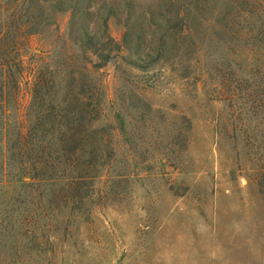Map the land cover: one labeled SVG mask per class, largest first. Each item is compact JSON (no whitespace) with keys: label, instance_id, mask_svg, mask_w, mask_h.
Wrapping results in <instances>:
<instances>
[{"label":"rangeland","instance_id":"374dc122","mask_svg":"<svg viewBox=\"0 0 264 264\" xmlns=\"http://www.w3.org/2000/svg\"><path fill=\"white\" fill-rule=\"evenodd\" d=\"M49 10L59 27L22 48L11 126L30 124L34 71L47 68L60 98L71 82L93 95L90 124L111 149L70 176L18 181L27 157L4 162L0 144V264H264V0ZM81 21L112 47L106 61L68 40Z\"/></svg>","mask_w":264,"mask_h":264},{"label":"trees","instance_id":"16d2710c","mask_svg":"<svg viewBox=\"0 0 264 264\" xmlns=\"http://www.w3.org/2000/svg\"><path fill=\"white\" fill-rule=\"evenodd\" d=\"M78 2L0 0V144L4 162L5 157H27L26 161L19 163L18 181H22L26 174L33 179L70 176L75 171L79 172L72 161L87 156H103L106 149H111L103 137L94 134L97 128L90 124L97 111L93 107V95L84 91L75 92L77 84L73 86L71 82L69 94L73 95L60 98L56 78L47 68L34 71L32 100L27 107L30 124L27 128L21 124L17 128L11 126L12 111H19L22 105L19 94L26 67L22 53L24 44L31 35L46 33L50 25L59 27L49 7L56 11L73 12ZM129 4L130 7L134 6V2L129 1ZM162 15L168 19L166 14ZM176 17H179V13ZM71 19L70 27L78 23L75 17L71 16ZM72 29L67 39L79 43L84 53L94 54L105 61L110 57L112 47L89 25L81 21L73 37ZM57 33L60 35L59 31ZM155 33L153 31L152 35ZM170 33L173 32L165 28L159 36L158 51L169 52L174 49L176 44L172 40L175 42V38ZM88 62L92 63V60ZM74 79L90 85V81L82 77ZM33 120L34 123H31ZM72 184L74 181L69 183Z\"/></svg>","mask_w":264,"mask_h":264}]
</instances>
